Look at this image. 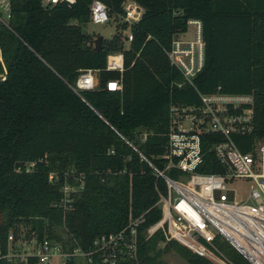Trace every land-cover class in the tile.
I'll list each match as a JSON object with an SVG mask.
<instances>
[{"label": "trees", "instance_id": "16d2710c", "mask_svg": "<svg viewBox=\"0 0 264 264\" xmlns=\"http://www.w3.org/2000/svg\"><path fill=\"white\" fill-rule=\"evenodd\" d=\"M10 1L11 18L0 22V264H38L5 257L16 225L39 239L90 250L97 236L123 229L131 210L134 216L147 212L139 233L142 264H169L163 256L172 251L187 264H216L177 241L160 247L161 231L147 233L162 217L157 187L166 192V184L149 161L163 167L171 103L198 102L192 86L173 87L182 76L167 50L190 20L201 21L206 61L195 86L205 94L221 87L252 95V143L264 135V0H134L145 12L130 27L123 21L126 0H100L117 23L102 51L95 49L99 35L86 31L95 0ZM119 51L125 54L123 90L110 91L107 82L120 73L105 70L107 57ZM85 69L101 71L100 87L76 93L70 85ZM216 165L210 152L198 170L219 172ZM53 172L59 174L55 183L49 179ZM66 173L85 179L65 213L54 204L63 197ZM69 182L82 184L73 176ZM217 243L232 260L250 264L229 243Z\"/></svg>", "mask_w": 264, "mask_h": 264}, {"label": "built area", "instance_id": "2783aa9c", "mask_svg": "<svg viewBox=\"0 0 264 264\" xmlns=\"http://www.w3.org/2000/svg\"><path fill=\"white\" fill-rule=\"evenodd\" d=\"M76 2L44 0L45 5ZM123 8V21L129 27L142 20L145 9L138 2L126 0ZM90 12L94 24H105L111 19L109 8L100 0L92 3ZM11 13V1L0 0V22L7 23ZM189 25L196 27L194 38L175 35L167 54L182 76L181 81L173 82V87L192 86L198 102L171 103L168 144L160 156L163 167L149 161L155 176L165 181L166 192L157 187L160 198L156 206H160L162 217L147 229L148 237L161 231L163 244L177 241L216 264H239L222 250L219 239L232 245L250 264H264V135L252 143L247 139L256 129L255 100L250 94L223 92L221 87L205 94L195 86V79L205 66L206 43L201 21L190 20ZM133 40V33L126 30L125 41L130 44ZM105 70L120 73L118 79L107 82V90L122 91L124 52L110 53ZM100 72L82 70L71 88L76 93L98 89ZM210 152L216 156V167L221 170L200 172L198 169ZM65 176L63 197L54 205L66 213L76 194L84 189L85 177L71 173ZM71 176L82 184L69 182ZM58 178L59 174L54 172L49 177L52 183ZM146 213L134 216L131 210L123 229L97 236L90 250L48 236L39 239L35 232L21 234L23 226L16 225L10 232V251L5 257L19 262L34 258L38 264H142L139 233Z\"/></svg>", "mask_w": 264, "mask_h": 264}, {"label": "rangeland", "instance_id": "374dc122", "mask_svg": "<svg viewBox=\"0 0 264 264\" xmlns=\"http://www.w3.org/2000/svg\"><path fill=\"white\" fill-rule=\"evenodd\" d=\"M117 29L116 19L113 17L109 22L105 24H94L89 23L86 27V31L89 33H96L99 36L104 38H111ZM196 27L194 25H189L187 33L181 34L180 36L185 39H192L195 36ZM243 193V189L240 190ZM2 220L0 214V222ZM29 229L27 227H22L21 234H25ZM165 244L161 243L160 247H164ZM163 259L166 260L169 264H187V261L176 251L169 252L163 256ZM82 261V260H81Z\"/></svg>", "mask_w": 264, "mask_h": 264}, {"label": "water", "instance_id": "95a60500", "mask_svg": "<svg viewBox=\"0 0 264 264\" xmlns=\"http://www.w3.org/2000/svg\"><path fill=\"white\" fill-rule=\"evenodd\" d=\"M103 40H104V37L103 36H98L96 41H95V49L97 51H102L103 50ZM5 80V76L3 74H0V81H3ZM76 81L73 83V85H75ZM152 255H154L152 253Z\"/></svg>", "mask_w": 264, "mask_h": 264}]
</instances>
